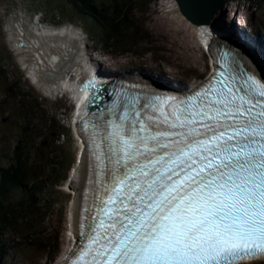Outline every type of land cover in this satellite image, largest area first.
Here are the masks:
<instances>
[{"label": "snow or ice", "instance_id": "6c2138e0", "mask_svg": "<svg viewBox=\"0 0 264 264\" xmlns=\"http://www.w3.org/2000/svg\"><path fill=\"white\" fill-rule=\"evenodd\" d=\"M120 107L84 122L103 191L71 264L264 256V81L225 77L186 97Z\"/></svg>", "mask_w": 264, "mask_h": 264}, {"label": "rangeland", "instance_id": "374dc122", "mask_svg": "<svg viewBox=\"0 0 264 264\" xmlns=\"http://www.w3.org/2000/svg\"><path fill=\"white\" fill-rule=\"evenodd\" d=\"M232 1L235 8L226 4V0L210 23L219 27L227 23L233 27L237 38L243 33L245 39L254 40L256 34L254 29H257V25L264 28V10L255 9L257 0ZM38 2L40 3V0H0V168L8 166L6 159L11 156L17 145L24 147L26 154L33 160L40 158V152L54 153L59 160V171L53 174L52 178L55 181L59 180V185L54 191H47L48 194L44 195L46 209H42V216L37 218L33 213L32 215L24 213L28 203L21 201L20 193L15 192L10 196L11 205L19 206L21 212L13 215L14 226L6 234L10 247L9 256L3 261L6 264H58L61 261L62 255L70 245L65 231L72 204L68 191L71 193L74 191L68 182L73 170L79 166L78 145L70 127L76 101L71 94L66 96L59 93L52 97L35 88L25 67L9 44L8 23L23 16L41 29H65L67 25H73L79 30V40L86 48V61H93L99 70L110 75L145 76L147 80L160 81L170 87L192 86L203 80L211 67V58L202 46L200 29L182 15L175 0H93L101 13L126 7L132 16V23L137 26L139 44L135 48L129 49L125 40L121 39L116 41L110 52H103L102 48L94 43L96 40L90 38L92 35L87 33L85 26L62 14L55 2L53 4L47 0H41L42 4ZM101 4L105 8H98ZM259 32L258 36L264 42L262 33L264 30ZM233 41L249 52L241 41L236 38ZM124 51L128 52L123 53ZM249 54V58L256 60V64L264 71V52L260 53L262 59L251 52ZM18 81H21V85ZM17 84L30 96L29 102L27 100L24 102L26 108L23 105L19 107L14 101L13 93L8 91L9 87ZM50 118L52 123L44 131L45 123ZM58 127L63 131V135L57 140ZM51 201L57 204L52 208L53 215L47 217V202L50 205ZM49 228L52 230L46 238L48 244L53 238H57V244L53 246L54 250L49 257L40 251L35 253L24 251L27 237L35 235L40 237L46 230L48 235ZM44 237H40L41 241L45 239Z\"/></svg>", "mask_w": 264, "mask_h": 264}, {"label": "trees", "instance_id": "16d2710c", "mask_svg": "<svg viewBox=\"0 0 264 264\" xmlns=\"http://www.w3.org/2000/svg\"><path fill=\"white\" fill-rule=\"evenodd\" d=\"M47 2L53 4L55 1L47 0ZM39 4H42L41 0ZM226 4L232 5L235 8L232 0H227ZM55 5L62 14H66L67 17H70V20L78 21L83 24L87 33L92 35L90 38L96 40V42H92L99 45L103 52L112 51L116 41L121 39L125 40L129 49L135 48L139 44L137 41V26L135 23H132V16L129 14L126 7L124 9L123 7L119 10L116 9V11L113 12L106 11L105 13H101L97 9L98 5L95 4L93 0H57ZM100 6L101 7L98 8H105L102 7V4ZM255 9L263 11L264 0H257ZM258 30L263 31L264 28L257 25V29H254L256 33L254 36L260 39ZM124 31L129 32L125 33ZM251 35L253 36V34ZM261 41L263 42V40ZM125 52L128 51H124L123 53ZM18 84L21 85V81H18ZM18 84L9 87L8 91L13 93L14 101L19 107L23 105L24 108H26L27 105L24 102L25 100H30V96L28 94L26 95L25 89L20 88ZM8 95L9 94H7V96ZM51 123V118L47 119L43 130L46 131ZM57 130L58 140V137L63 135V131L60 130V127H58ZM39 156V159L33 160L26 154V149L24 147L21 148L17 145L12 150L11 156H8L6 159L8 166L0 168V264H6L3 261L9 256L8 252L10 251V247L6 234L8 230L14 226L12 223L13 215L21 212L19 206L15 207L11 205L10 196L15 192L20 193L22 197L21 201H26L28 203L24 213L28 215H32L33 213L34 217L37 218L42 216V209H46V197H44V195L48 194L47 191H54L59 185V180L55 181L52 178L53 174H57L59 171L58 158L54 153L41 154L40 152ZM65 174H67V170ZM64 179L65 177L62 180ZM56 204L57 202L51 201L49 205L47 202V217H51L53 212L52 208H54ZM34 227L36 228L37 226ZM51 230L52 229L49 228L48 235L47 230L40 234V237L46 236L43 241H41L38 235L27 237L25 239L27 244L24 245V251L28 253L40 251L43 252L46 257H49L54 250L53 246L57 244V238H53L50 244H48L46 240Z\"/></svg>", "mask_w": 264, "mask_h": 264}, {"label": "bare ground", "instance_id": "6f19581e", "mask_svg": "<svg viewBox=\"0 0 264 264\" xmlns=\"http://www.w3.org/2000/svg\"><path fill=\"white\" fill-rule=\"evenodd\" d=\"M214 22V21H213ZM214 25V24H213ZM212 23L201 24L205 32V40L209 46H213V51L217 52L222 48H231L229 44L234 45V49L237 52H242L238 45L233 41L237 38V34L232 26L229 24H221L213 26ZM8 41L16 54L18 60L22 63L27 71L29 79L39 91L44 95L54 96L55 94H71L76 103L80 102L84 93L78 91L77 84H80L87 75L90 77V73L85 70V63H87L91 72L100 73L101 78H108V73L99 70L98 66H90L86 55V48L79 40V30L73 25L69 24L65 29L50 28L41 29L34 24H31L29 20L23 16L11 21L7 25ZM61 29V30H60ZM240 37L245 38V34L240 33ZM249 45V51L254 52L259 58L262 59V53L264 52V44L261 40L252 41L251 38L245 39ZM233 50V49H232ZM234 51V50H233ZM261 53V54H260ZM246 60V59H245ZM251 66H258L254 59L247 61ZM250 66V67H251ZM97 67V68H96ZM87 74V75H85ZM120 76V75H119ZM125 79L145 82V76H120ZM80 81L77 83V79ZM150 81V80H149ZM171 85V84H170ZM175 88L167 86L170 91ZM182 91H185L182 88ZM85 152L82 154L80 164L72 172L69 187L75 193V197L72 200L70 206V214L73 219V230L79 222V212L81 204L80 191L87 180V168L85 161ZM70 243V242H69ZM70 247V245H69Z\"/></svg>", "mask_w": 264, "mask_h": 264}, {"label": "water", "instance_id": "95a60500", "mask_svg": "<svg viewBox=\"0 0 264 264\" xmlns=\"http://www.w3.org/2000/svg\"><path fill=\"white\" fill-rule=\"evenodd\" d=\"M179 6L180 12L182 15L190 21L192 24L199 26L201 24H209L213 19L214 15L223 7L226 0H175ZM231 48H222L227 55L231 57L230 66H226L232 73L239 72L242 75L254 76L257 80L264 81V72L257 66H251L245 60L242 52H237L234 49V45L229 44ZM234 51H233V50ZM246 57V56H245ZM248 59V58H247ZM251 66V67H250ZM87 75V74H85ZM118 79V78H117ZM117 79H110L105 82H95L94 79L90 78L88 75L80 84H77L76 87L78 91L82 89L84 83L88 85H93L94 87L89 86L90 89H87L85 94L89 96V107L85 110L84 115L90 114L93 111L97 110L103 106L107 101L108 97L113 91V86L118 82ZM126 80L125 78H120ZM80 81V78L77 79V83ZM140 82V81H139ZM153 87V86H152ZM156 90H151V93L162 92L163 89L157 87ZM88 104V103H87ZM86 104V106H87Z\"/></svg>", "mask_w": 264, "mask_h": 264}]
</instances>
